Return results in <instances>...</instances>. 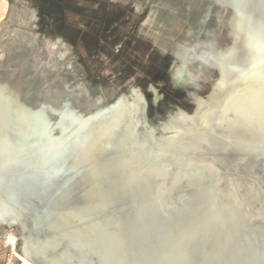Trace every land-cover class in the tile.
Returning a JSON list of instances; mask_svg holds the SVG:
<instances>
[{
  "label": "rangeland",
  "instance_id": "obj_1",
  "mask_svg": "<svg viewBox=\"0 0 264 264\" xmlns=\"http://www.w3.org/2000/svg\"><path fill=\"white\" fill-rule=\"evenodd\" d=\"M9 3L0 0V83L28 107H46L48 120L22 121L0 101L6 264L28 253L31 264H264V90L250 77L263 57L237 56L243 69L231 62L242 40L235 10L250 14L264 42V0H179L166 18L136 0ZM179 49L192 57L187 66L173 56ZM185 71L191 85L176 86ZM210 72L213 88L192 97L194 110L155 119ZM221 74L245 78L217 92ZM133 88L146 97V126L127 110ZM122 97L123 110L110 111ZM67 103L101 115L74 129L53 112ZM64 129L71 134L53 142Z\"/></svg>",
  "mask_w": 264,
  "mask_h": 264
},
{
  "label": "bare ground",
  "instance_id": "obj_2",
  "mask_svg": "<svg viewBox=\"0 0 264 264\" xmlns=\"http://www.w3.org/2000/svg\"><path fill=\"white\" fill-rule=\"evenodd\" d=\"M4 1V3H5V6H6V8L8 7V5L10 4L9 3V0H3ZM136 1H139V2H146L147 3V5L146 6H148L150 9H153L154 10V15L155 16H157L158 18H166L167 16H168V13H169V11H170V9H173V7H175L176 5H177V2L179 1V0H136ZM231 3V2H230ZM231 7H234L233 5H232V3H231ZM198 10V9H197ZM195 12H196V10H195ZM235 12L236 13H238V14H240L241 15V17H242V21H241V23H240V27L243 29V30H245V29H247L248 28V30L249 31H251V33H250V36H249V40H251L252 41V43L254 44V46L256 47V48H264V42H262V40L259 38V36L257 35V33L255 32V29H254V22H253V20H251L248 16H247V12H246V10H245V12H246V14H244V11H242V12H240L239 10H235ZM252 14V13H251ZM250 15V14H249ZM246 17V18H245ZM174 26H176V25H174ZM247 27V28H246ZM240 28V29H241ZM178 30V29H177ZM180 30V29H179ZM46 31V30H45ZM45 35V34H44ZM46 38V37H45ZM248 46H249V44H248ZM248 54H249V56L250 57H258V55L257 54H254V52L253 51H251L250 50V46H249V50H248ZM259 56H261V55H259ZM263 58H262V61H261V65L259 64L258 65V67L254 70V72H253V75H251L250 77H256V78H260L261 79V81H262V89L264 90V56H262ZM219 61H220V57H216L215 58V62L217 63V64H219ZM263 62V63H262ZM222 73H223V71H222ZM242 78H245V76H242V75H240V76H237V75H234V77L233 76H231V79L230 80H228V82H227V78H224L223 77V75L221 74V80L218 82V84L215 86V88H214V91H219V92H225L226 91V89H227V85L228 84H236L238 81H240V80H242ZM228 90V89H227ZM253 94L251 95L252 96V98L253 99H258V102L259 103H262V95H261V97H260V95L257 93V92H252ZM264 93V92H263ZM262 93V94H263ZM132 95H133V100L131 101V103H130V105H129V107L127 108V110L128 111H130V112H133L134 114H138V120H140L145 126L147 125V113H146V105H147V100H146V97H145V95H144V93L142 92V89L141 88H133L132 89ZM257 97V98H256ZM263 98H264V95H263ZM128 100V99H127ZM0 101H2L3 102V104H5V105H7L9 108H13V109H15L16 111H17V113L19 114V116H20V119L22 120V121H28V120H33V122H36V123H38V124H41V125H43V124H45V122L48 120V115H47V112H46V107H42V108H39V109H35V108H31V107H28L27 105H25V104H23L22 102H20V100H19V95L10 87V85L9 84H3V83H0ZM146 101V102H145ZM125 102H124V97H122V98H120L119 99V101L114 105V107L113 108H111L110 109V111H119V110H123V104H124ZM202 103V102H201ZM258 105V104H257ZM260 106V105H259ZM74 108V107H73ZM75 109V108H74ZM127 111V112H128ZM53 112L55 113V114H57V115H59L60 117H61V121L63 122V121H65V120H68L69 122H70V124H71V126L75 129V128H77V127H80L81 126V124H83L86 120H88V119H94V118H96V117H98V116H100L101 115V113H96V114H90V115H88V116H84V115H80L79 113H78V111H76V110H73V109H71L70 108V105L67 103V104H65V106L62 108V109H53ZM126 112V113H127ZM50 113V112H49ZM139 121V122H140ZM112 126H114V125H112ZM243 129V128H242ZM42 130V129H41ZM239 130V129H238ZM243 131V130H242ZM239 132H240V130H239ZM110 134H111V132H109ZM71 134V132H69V130L68 129H64L63 130V132H62V134H61V136L58 138V139H56V138H54V139H52V141L53 142H55V141H60V140H62V139H64L66 136H69ZM109 135V134H108ZM107 136V135H106ZM110 136V135H109ZM1 148V151L3 150V148H2V146L0 147ZM1 153H3V151L2 152H0V156H1ZM89 155H91V154H89ZM1 158V157H0ZM6 158V157H5ZM90 158V157H89ZM4 159V158H3ZM0 161H2V160H0ZM4 161V160H3ZM5 161H6V159H5ZM113 173V172H112ZM94 183H96V182H94ZM149 187V186H148ZM108 192V191H107ZM150 192V191H149ZM147 193H148V191H147ZM107 194V193H106ZM109 194V193H108ZM110 195V194H109ZM150 195H152V192H151V194ZM150 198V197H149ZM152 198H153V196H152ZM99 199V198H98ZM145 199V198H144ZM143 202H144V200H142ZM110 202H111V199H110ZM109 202V203H110ZM99 203V202H98ZM106 203V202H105ZM125 203V202H124ZM101 204V203H100ZM146 204V203H145ZM148 204V203H147ZM98 205V204H97ZM122 205H123V203H122ZM199 205H202V204H199ZM144 206V205H143ZM148 208L150 207L149 205L147 206ZM147 207H145V209H147ZM202 207V206H201ZM144 209V208H143ZM144 209V212L146 211ZM153 209V208H152ZM199 209H201V211H202V209H203V207L202 208H199ZM148 211H149V209H147ZM204 210V209H203ZM143 211V210H142ZM147 211V212H148ZM147 212H145V214L147 213ZM141 213V212H140ZM189 213V212H188ZM197 213H199V212H197ZM202 213H204V211L202 212ZM143 214V213H142ZM142 214H141V216H142ZM190 214H191V212H190ZM194 215H195V213H193ZM144 215V214H143ZM185 215V214H184ZM183 215V216H184ZM200 215V214H199ZM206 215V214H205ZM145 216V215H144ZM143 216V217H144ZM149 216L150 215H148V216H146V221H147V219L149 218ZM186 216V215H185ZM195 217H197L196 215H195ZM204 217V216H203ZM206 217V219H207V215L205 216ZM200 218H202V217H200ZM186 219V218H185ZM188 219V218H187ZM192 219H194V217H192ZM196 219H198V217L196 218ZM205 219V218H204ZM236 219H237V217H236ZM141 220H142V218H141ZM145 220V219H144ZM143 220V221H144ZM150 220H152V218L150 219ZM173 220V219H172ZM171 220V221H172ZM178 220V219H177ZM181 220V219H180ZM199 221V220H198ZM201 222H202V220H200ZM199 221V222H200ZM209 221V220H208ZM148 222V221H147ZM147 222H145V223H147ZM191 222V221H190ZM196 222V221H195ZM200 222V223H201ZM205 222V221H204ZM3 222H1V220H0V225L2 224ZM145 223H143V224H145ZM150 223V222H149ZM152 223V222H151ZM153 223H155V222H153ZM152 223V224H153ZM192 223V222H191ZM197 223V222H196ZM7 224L9 225V226H12L13 224H14V221L11 219V220H8L7 221ZM189 224V223H188ZM210 224V223H209ZM209 224H206V225H208L209 226ZM194 225V224H193ZM147 226V225H146ZM148 226H150L149 224H148ZM147 226V227H148ZM152 226V225H151ZM191 226V225H190ZM195 226V225H194ZM201 226V225H200ZM208 226H206V227H208ZM145 227V226H144ZM146 227V229H149V228H147ZM188 227V226H187ZM198 227V226H197ZM203 228H204V226H202ZM140 228H141V226H140ZM151 228V227H150ZM153 228V227H152ZM180 228H181V226H180ZM183 228V227H182ZM185 228H186V226H185ZM191 228V227H190ZM189 228V229H190ZM199 228H201V227H199ZM208 228H210V227H208ZM135 229V228H134ZM134 229H133V233H134ZM138 229H139V227H138ZM144 229V228H143ZM140 230V229H139ZM151 230V229H150ZM176 230H178V229H176ZM196 230V229H195ZM200 230V229H199ZM206 230L208 231V232H206ZM206 230L204 231V232H206V234H207V236H208V233L209 232H211V231H209L207 228H206ZM210 230H212V229H210ZM137 231V230H136ZM178 231H180V230H178ZM193 231V230H192ZM203 231V230H202ZM145 232H146V230H145ZM183 232V231H182ZM185 232V231H184ZM132 233V234H133ZM136 233V232H135ZM158 233V232H157ZM175 233H177V232H175ZM180 233V232H179ZM178 233V234H179ZM186 233V232H185ZM193 233V232H192ZM214 233V232H213ZM212 233V234H213ZM138 233H136L135 235H137ZM146 234V233H145ZM149 234V233H148ZM148 234H147V236H148ZM190 234H191V232H190ZM203 234V233H202ZM205 234V235H206ZM211 234V233H210ZM211 234V235H212ZM215 234V233H214ZM127 235V234H126ZM150 235V234H149ZM199 235V234H198ZM133 236H134V234H133ZM181 236V235H180ZM128 237L129 236H125L124 237V239L125 238H127L128 239ZM134 237H136V236H134ZM133 237V238H134ZM144 237V236H143ZM184 237V236H183ZM193 237V235L190 237V238H192ZM198 238L199 237H201V236H197ZM204 237V236H203ZM202 237V238H203ZM75 238V237H74ZM120 238H121V236H120ZM130 238V237H129ZM137 238V237H136ZM139 238H141V239H143L142 237H139ZM146 238H148V237H146ZM157 238V237H156ZM122 239V238H121ZM127 239H125L126 241H127ZM145 239V238H144ZM131 240V239H130ZM136 240V239H135ZM156 240V239H155ZM165 240V239H164ZM194 240L196 241V239L194 238ZM193 240V241H194ZM199 240V239H198ZM181 241H182V239H181ZM185 242H186V240H184ZM194 241V242H195ZM201 241V240H200ZM199 241V242H200ZM121 242H122V240H121ZM129 243H130V241H129ZM151 243V242H150ZM157 243V242H156ZM172 243V242H171ZM179 243H180V241H179ZM184 244L185 243H183L181 246H182V248L183 247H186V246H184ZM187 245H188V243H186ZM196 244V243H195ZM200 244V243H199ZM111 245V244H110ZM110 245H109V248H110ZM113 245V244H112ZM115 245V244H114ZM125 245V244H124ZM128 245V244H127ZM164 245V244H163ZM177 245H178V242H177ZM197 245V244H196ZM202 245V244H201ZM123 246V245H122ZM165 246V245H164ZM173 246V248H174V250L176 249V245H172ZM181 246H179L180 248H181ZM204 246V245H203ZM125 247V246H124ZM127 247V246H126ZM163 247V246H162ZM165 247H167V245L165 246ZM165 247H163V250L164 249H166ZM171 247V246H170ZM190 247V246H189ZM188 247V248H189ZM197 247H199V245L197 246ZM201 247L202 246H200L199 248H200V250H201ZM105 248V247H104ZM157 248H158V246H157ZM172 248V249H173ZM178 248V247H177ZM188 248L186 247L185 249H187L188 250ZM203 248H206V247H203ZM107 248H105V250H106ZM110 249H112V247L110 248ZM110 249H107V250H109V252H105V253H108V257H110V259L111 260H113V258L114 257H116L115 255H112V256H114L113 258H111V256H109V255H111V253H110ZM127 249V248H126ZM171 249V250H172ZM184 249V248H183ZM184 249V250H185ZM190 249V248H189ZM104 250V249H103ZM157 250V249H156ZM184 250H182V251H184ZM154 251V253L153 254H155L156 255V253H155V250H153ZM153 251H151V252H153ZM166 251H167V249H166ZM178 250H176V253H175V251H173V255H175V257L174 256H172L173 257V259L175 258H177L178 257V253L180 252V251H178ZM181 251V252H182ZM190 251V250H189ZM165 251H163V253H164ZM104 253V254H105ZM110 253V254H109ZM142 253H144V252H142ZM142 253H141V257L139 258V261H140V259L142 258ZM167 253V252H166ZM166 253H164V254H166ZM175 253V254H174ZM183 254H184V252H182ZM181 253V254H182ZM196 253V252H195ZM103 254V255H104ZM112 254H114V251L112 250ZM145 254H147V253H145ZM145 254H143V255H145ZM171 254H172V252H171ZM177 254V255H176ZM34 256V254L33 253H31V255H30V253H28V256H27V259L26 260H24V264H31V262H32V260L30 259V256L32 257V259H33V261L34 260H36L37 258L35 257H33ZM102 255V258L104 259V256ZM118 255V254H117ZM150 254L148 253V255L147 256H149ZM152 255V254H151ZM154 255V257H152L153 258V260H154V258L156 259L157 257ZM186 255H187V253H186ZM186 255H183V257L184 256H186ZM70 256V255H69ZM68 256V257H69ZM166 256V255H165ZM177 256V257H176ZM65 257H66V255H65ZM106 257V256H105ZM146 257V256H145ZM144 256H143V258H145ZM150 257V256H149ZM182 257V256H181ZM188 257V256H187ZM187 257L184 259V261H186V263L185 264H187ZM138 258H137V260H138ZM146 258H148V257H146ZM69 259V258H68ZM105 259H107V262H108V258L106 257ZM102 260L103 262H105L106 260ZM116 259V258H115ZM114 259V260H115ZM166 259H167V261H168V256H166ZM165 259V260H166ZM181 260H182V258H180ZM179 259V257H178V259H176L174 262H177V260H180ZM189 259V258H188ZM66 260H67V258H66ZM66 260L64 259V262H66ZM70 260V259H69ZM68 260V261H69ZM113 260V262H108V263H110V264H114V262L116 261L117 262V260H115L114 261ZM122 260V259H121ZM136 260V261H137ZM142 260V259H141ZM147 260H149V259H146V261ZM158 260V259H157ZM171 260H172V258H171ZM190 260V259H189ZM68 261H67V263H65V264H69L68 263ZM110 261V260H109ZM122 261H124V260H122ZM145 261V260H144ZM144 261H141L142 262V264L143 263H146V261L144 262ZM155 261V260H154ZM183 261V260H182ZM181 261V262H182ZM184 261L182 262L183 264H184ZM70 262V261H69ZM121 262V261H120ZM140 262V263H141ZM149 262H150V260H149ZM148 262V263H149ZM166 262V261H165ZM172 262V264H173V261H171ZM180 262V263H181ZM107 263V264H108ZM139 263V264H140ZM152 263V262H151ZM167 263H170V260H169V262H167ZM179 263V261L177 262V264H180ZM116 264V263H115ZM121 264V263H120ZM124 264V263H123ZM133 264V263H132ZM134 264H137V263H134ZM160 264V263H159ZM188 264H190L189 262H188ZM215 264V263H214ZM224 264V263H223Z\"/></svg>",
  "mask_w": 264,
  "mask_h": 264
},
{
  "label": "crops",
  "instance_id": "obj_3",
  "mask_svg": "<svg viewBox=\"0 0 264 264\" xmlns=\"http://www.w3.org/2000/svg\"><path fill=\"white\" fill-rule=\"evenodd\" d=\"M215 75L210 72V74H205V76L200 79L199 81H197L196 85L193 86V88L185 93L182 94L180 92H175L174 93V97H179L182 99V102L179 103V105L177 106H172L170 107L169 110L166 111V113L163 116H158L155 117V119H159L162 118L164 116H166L168 113H170L171 111H173L174 109H181L183 111H192L195 109L196 105L193 103L192 101V97H200V96H205L206 94H208L212 88H213V84L215 82ZM6 263V256H0V264H5Z\"/></svg>",
  "mask_w": 264,
  "mask_h": 264
},
{
  "label": "clouds",
  "instance_id": "obj_4",
  "mask_svg": "<svg viewBox=\"0 0 264 264\" xmlns=\"http://www.w3.org/2000/svg\"><path fill=\"white\" fill-rule=\"evenodd\" d=\"M249 46H250V50L253 51L254 54L264 56V48H256L251 40H249ZM237 55H238V51L233 54L231 62L239 65L243 69L246 66L240 64V62L237 59ZM173 56L176 58V61H178L179 64L183 63L185 66H187L189 63L192 62V57L188 53H186L183 49H179L175 54H173ZM190 76L191 74L187 71L182 73L181 76L173 75V83L179 87L191 85ZM149 90L151 91V86Z\"/></svg>",
  "mask_w": 264,
  "mask_h": 264
},
{
  "label": "water",
  "instance_id": "obj_5",
  "mask_svg": "<svg viewBox=\"0 0 264 264\" xmlns=\"http://www.w3.org/2000/svg\"><path fill=\"white\" fill-rule=\"evenodd\" d=\"M244 14H246L245 11H244ZM237 15H238L240 21H242V17H241V15L238 14V13H237ZM247 16L250 18V16L248 15V13H247ZM245 18H246V17H245ZM240 28H241V27H240ZM246 28H247V27H246ZM240 30H241V34H242V40H241V46H240V49H239V51H238V55H237V56H238L239 58H241V57L243 58L244 55H246L247 52H248V50H249V46H248V44H249V36H250L251 31H249L248 28L245 29V30H243V29L241 28Z\"/></svg>",
  "mask_w": 264,
  "mask_h": 264
},
{
  "label": "built area",
  "instance_id": "obj_6",
  "mask_svg": "<svg viewBox=\"0 0 264 264\" xmlns=\"http://www.w3.org/2000/svg\"><path fill=\"white\" fill-rule=\"evenodd\" d=\"M6 264V263H5Z\"/></svg>",
  "mask_w": 264,
  "mask_h": 264
}]
</instances>
